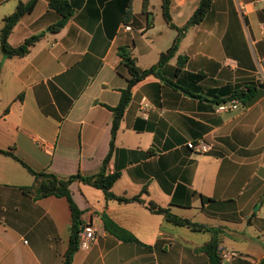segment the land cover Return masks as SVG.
<instances>
[{
  "label": "crops",
  "instance_id": "obj_1",
  "mask_svg": "<svg viewBox=\"0 0 264 264\" xmlns=\"http://www.w3.org/2000/svg\"><path fill=\"white\" fill-rule=\"evenodd\" d=\"M18 1L26 0H0V26ZM47 1L37 0L19 18L7 42L16 46L36 33H42L40 38L20 57L0 53V149L34 171L95 173L109 148L108 107L116 105L126 84L117 47H131L136 64L145 68L169 46L175 30L164 21L160 0L163 23L158 27L149 0L148 14L141 12V0H131L126 22L121 20L125 0H67L71 15L50 32L47 25L58 15ZM198 1L169 0L171 22L182 25ZM178 56H185L181 66ZM160 73L176 86L149 75L132 87L106 165L107 172H119L110 190L131 196L145 186L144 201L226 230L238 241V250H225L220 233L219 251L236 254L220 264H260L264 231L256 241L236 233L227 221L236 217L242 224L251 214L264 219V0H211L204 17L183 32ZM246 86H254L255 92L243 102L235 98L236 110L214 111L232 90ZM142 98L149 103L146 117L138 113ZM197 139L207 145L205 151L188 148ZM32 181L16 159L0 152V264L61 262L68 241V204L64 197L34 199L24 193L22 187ZM69 189L81 224L95 225L94 241L77 247L70 264H206L197 247L209 239L208 232L173 226L142 203L105 199L101 190L78 181ZM201 196L213 201L202 203ZM101 214L139 242L109 233Z\"/></svg>",
  "mask_w": 264,
  "mask_h": 264
},
{
  "label": "trees",
  "instance_id": "obj_2",
  "mask_svg": "<svg viewBox=\"0 0 264 264\" xmlns=\"http://www.w3.org/2000/svg\"><path fill=\"white\" fill-rule=\"evenodd\" d=\"M36 1L37 0H26L24 2L18 1L13 11L2 17V24L0 26V53L2 57H20L24 55L28 51L29 47L42 35V33L29 35L16 46H11L7 42V36L13 25L19 20L22 15L29 13L33 9ZM147 3L148 0H141L140 10L144 14L149 13L147 9ZM168 3L169 0H160L161 14L164 21L175 30V35L172 38L169 46L164 51L159 53L157 61L154 64L145 68H141L136 64V57L133 54L131 47L126 45L117 47V54L120 58V63L126 69L127 73L126 84L122 89H120L119 98L116 105H114L113 107H108L111 112L109 148L106 155L102 158L100 166L95 173L81 174L79 172H75L66 176H58L50 171H34L30 169L23 161L18 159L11 151L0 149L1 153L8 154L16 159L32 175L33 181L31 185L22 187V191L24 193L29 194L34 199L45 197L48 195L65 198L70 213V223L68 227L67 246L61 255L60 264H70L72 254L78 247L77 233L81 225V211L77 208L71 197L69 184L72 181H78L101 190L105 199H112L117 202L136 201L142 203L149 212L161 214L163 219L173 226L186 227L190 231L194 232H208L210 234L209 239L202 245L197 247V250L205 254L207 258L206 264H220L221 262L218 249L220 235V229L218 227L206 226L202 223L192 221L188 218L180 217L172 213L169 210L168 206H160L150 199L144 201V199L141 198V195L147 193L145 186H142L136 194L131 196L115 195L110 190V188L113 182L118 178L119 172L113 171L109 173L106 171V165L112 145V138L116 129L118 128V124L122 117L123 111L128 104V101L130 100L132 87L149 75L159 77L163 79V81L167 84L176 86L174 83L167 79H164V77L161 76L160 68L171 56H173L183 32L189 26L198 23L204 17L210 7L211 0H199L197 6L192 11L188 19L180 26H176L171 22L168 13ZM47 8L53 9L58 15L57 19L54 22L47 25L48 31L56 32L65 24V22L71 15L72 5L67 0H48ZM130 15L131 0H125V9L121 14L122 22H126ZM184 60L185 56H178L176 62L177 66H181ZM175 70H177V68H175ZM254 92V86H246L245 90H232L229 97L237 98L238 100L243 102L244 100L251 98ZM16 97L21 98V93H18ZM5 110L6 108H4V111ZM211 201L213 200L210 197L201 196L202 203ZM251 216L254 217V214H251L247 217L246 221L248 223H250L252 220ZM101 219L104 228L116 238L124 242H139L129 231L118 226L106 214H101ZM253 222H258L261 225L260 219L256 221V219L254 218ZM259 263L264 264V256L260 258Z\"/></svg>",
  "mask_w": 264,
  "mask_h": 264
},
{
  "label": "built area",
  "instance_id": "obj_3",
  "mask_svg": "<svg viewBox=\"0 0 264 264\" xmlns=\"http://www.w3.org/2000/svg\"><path fill=\"white\" fill-rule=\"evenodd\" d=\"M125 29H129V26H125ZM149 108V103L142 98L138 102V113L142 117H146L147 110ZM238 108V101L235 98H229L223 101H220L215 104V112H223L227 110H236ZM188 148L196 151H205L207 145L200 139L188 142ZM77 233V246L79 248H87L95 239V225L93 222L88 221L80 225ZM236 254L233 251H219V256L221 259L234 257Z\"/></svg>",
  "mask_w": 264,
  "mask_h": 264
},
{
  "label": "rangeland",
  "instance_id": "obj_4",
  "mask_svg": "<svg viewBox=\"0 0 264 264\" xmlns=\"http://www.w3.org/2000/svg\"><path fill=\"white\" fill-rule=\"evenodd\" d=\"M150 1V4L153 6V8H150V10H151V14H152V19H153V22H154V24L156 25V27H158V26H160V25H162V17H161V15H160V12H159V10H158V8H157V5H158V0H149ZM134 4H135V2H134ZM151 18V17H150ZM151 19V20H152ZM244 189H242L241 188V191H243ZM261 190H264V185H262V188H261ZM262 201H263V196H261V197H256L255 198V204L252 206V210L254 211V210H256L257 208H258V205L259 204H261L262 203ZM193 211H195L194 209H192ZM191 210V211H192ZM187 210H185V209H176V212L177 213H179V214H181V213H183V212H186ZM190 211V210H189ZM187 213V212H186ZM188 214H189V212H188ZM248 216H250V215H248ZM252 218V220H251V222L250 223H248L247 221H245V220H243L242 221V224H240V223H237V222H235V220L237 219L236 217H234V218H232L231 220H228L227 221V224L230 226V227H232L233 229H235L236 231V233H245V234H247L248 236H254V238L253 239H255L256 241H260V239H262V236L263 235H261L260 234V232H262L263 231V226H264V219H260V223H261V225L258 223V222H253V220H254V217L253 216H251ZM244 219V218H243ZM195 220H199V217H197L196 216V219ZM246 220H247V218H246ZM258 219H256V221H257ZM246 222V224H245V222ZM213 222V224H214V222L216 223V222H221V221H216V220H214V221H212ZM262 227V228H261ZM184 228H186V227H184ZM222 232H223V238H222V242L220 243V244H222L223 246H224V249L225 250H228L229 248H235V249H239V246H240V244L238 243V241H236V240H234V239H232V236H230V235H228V231H226V230H222ZM221 231H220V233H222ZM210 235V234H209ZM219 238H220V235H219ZM256 238H258V240L256 239ZM246 243H249V241L247 240L246 241Z\"/></svg>",
  "mask_w": 264,
  "mask_h": 264
},
{
  "label": "water",
  "instance_id": "obj_5",
  "mask_svg": "<svg viewBox=\"0 0 264 264\" xmlns=\"http://www.w3.org/2000/svg\"><path fill=\"white\" fill-rule=\"evenodd\" d=\"M79 228L81 229V226Z\"/></svg>",
  "mask_w": 264,
  "mask_h": 264
}]
</instances>
